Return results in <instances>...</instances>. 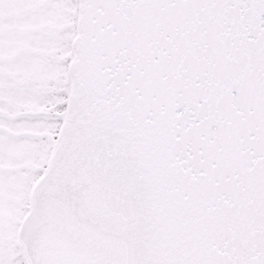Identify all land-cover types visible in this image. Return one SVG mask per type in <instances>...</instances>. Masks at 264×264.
Returning <instances> with one entry per match:
<instances>
[{
    "label": "snow or ice",
    "instance_id": "1",
    "mask_svg": "<svg viewBox=\"0 0 264 264\" xmlns=\"http://www.w3.org/2000/svg\"><path fill=\"white\" fill-rule=\"evenodd\" d=\"M0 264H264V0H0Z\"/></svg>",
    "mask_w": 264,
    "mask_h": 264
}]
</instances>
